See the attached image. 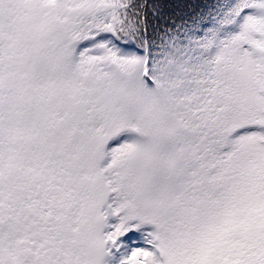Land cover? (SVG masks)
<instances>
[{
  "label": "snow or ice",
  "instance_id": "snow-or-ice-1",
  "mask_svg": "<svg viewBox=\"0 0 264 264\" xmlns=\"http://www.w3.org/2000/svg\"><path fill=\"white\" fill-rule=\"evenodd\" d=\"M0 264H264V0H0Z\"/></svg>",
  "mask_w": 264,
  "mask_h": 264
},
{
  "label": "rangeland",
  "instance_id": "rangeland-1",
  "mask_svg": "<svg viewBox=\"0 0 264 264\" xmlns=\"http://www.w3.org/2000/svg\"><path fill=\"white\" fill-rule=\"evenodd\" d=\"M134 243H135V241H134Z\"/></svg>",
  "mask_w": 264,
  "mask_h": 264
}]
</instances>
